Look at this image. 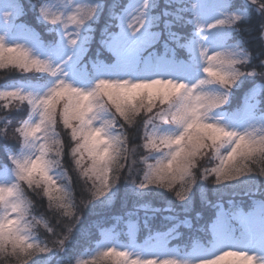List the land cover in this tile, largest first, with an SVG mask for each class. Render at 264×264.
I'll return each instance as SVG.
<instances>
[{
    "label": "snow or ice",
    "instance_id": "snow-or-ice-1",
    "mask_svg": "<svg viewBox=\"0 0 264 264\" xmlns=\"http://www.w3.org/2000/svg\"><path fill=\"white\" fill-rule=\"evenodd\" d=\"M21 8L22 23L7 24L5 31L28 33L29 46H10L0 35V69L42 79L0 90L5 108L15 102L30 110L28 119L13 129L21 141L19 150L13 153L8 144L0 145L13 166L0 164V264H34L38 257L67 252L82 219L81 206L106 197L111 202L124 173L132 196L144 198L161 189L179 202L186 218L150 234L144 245L137 242L139 226L134 222L121 231L100 229L90 253L95 258L74 261L69 256L65 264H257L247 252L224 250L226 240L236 239L233 222L247 231L253 213L245 211L243 200H214L207 186L219 191L230 182L243 185L242 177H256L248 195L259 196L252 203L264 212V59L259 68H249L252 47L260 50L258 56L264 54V0H220L213 22L202 6L184 0H88L75 7L40 0ZM104 9L108 15L99 28L93 74L82 58L96 42ZM29 10L43 32L24 19ZM12 15H19L14 6L0 17L6 21ZM256 79L262 82L258 98L252 88L248 95L256 102L241 122L229 114L230 97ZM5 121L0 139L7 141L11 121ZM60 122L71 142L68 154L90 185L81 206L75 204L71 187L58 183L63 177L55 169L65 152L56 131ZM138 124L139 146L157 154L155 163L144 161L146 169L136 167V149L128 146V129ZM25 185L41 190L37 195L42 193L48 207L65 218V231L53 246L33 236L41 222L29 219L32 202ZM197 201L211 212L210 223L199 229L210 236L207 247L196 240L180 258H148L156 256L153 248L162 254L176 252L170 242L179 239L181 226L195 227L191 213ZM143 208L149 210L148 205ZM204 218L203 210L194 217ZM44 227L54 231L47 223ZM144 227H149L147 220Z\"/></svg>",
    "mask_w": 264,
    "mask_h": 264
},
{
    "label": "trees",
    "instance_id": "trees-1",
    "mask_svg": "<svg viewBox=\"0 0 264 264\" xmlns=\"http://www.w3.org/2000/svg\"><path fill=\"white\" fill-rule=\"evenodd\" d=\"M19 3V6L21 8V5L24 4L26 9L29 4H37L39 0H17ZM186 4H188V0H184ZM108 3H111V0H108ZM25 11V8H21V14H20V22L21 15H23ZM116 11H118L116 9ZM108 10L104 9V16L100 19V23L96 25L97 28V35H96V42L91 45L90 52L95 49L98 50L99 48V28L103 25L104 19L107 17ZM191 17V14H187L186 19ZM24 19L28 21V23L34 28L39 29L40 32H43V28L37 24L36 19L34 18V13L32 11H28L27 16H24ZM19 21L17 23H20ZM114 22V21H113ZM54 26H49V28H53ZM243 27V26H241ZM50 37H45V39H49ZM251 47V46H250ZM253 53V61L252 64H250V67H253L254 64L259 68L260 64L259 61L261 59H264V54L257 55V53L260 51L258 48L252 47L251 48ZM105 58V57H103ZM87 59V55L84 56L82 59L85 61ZM37 78L42 79L39 74L34 73H20L18 71H12L9 69H0V87L6 86L9 83L12 82H25V81H31L34 82L37 80ZM259 94V93H258ZM258 94L257 97L258 98ZM237 94L234 92L233 97H235ZM7 103L6 101H0V130H3V128L6 126L4 123L5 118L7 117L10 119L11 124L8 126V137L9 139L7 141H4L3 139H0V145L8 144L11 148V150H16L20 147L21 141L18 137L15 136L13 129L18 126L29 114V110L26 111L27 106L24 104L17 105L15 102L12 103V106L10 108H5L4 104ZM155 111V110H154ZM140 125L138 124L135 129L129 128L128 132L130 135V143L129 148H135V156L134 159L137 160L138 164L136 165L137 168H141L140 165H144V161L147 160L144 153L147 150H143L139 145L142 143V135H140L139 132ZM56 131L59 134V137L64 145V155L60 158L61 163L59 167L61 170H64L71 181L72 191H73V198L74 202L77 206H81V202L84 199H87L88 195V187L89 184H86L84 182L83 177L79 174V170L76 169L74 163L72 162L71 156L68 154L69 146L71 144L68 135L66 134V131L62 127V122H60L57 125ZM140 135V136H139ZM139 137V139H138ZM149 154V151L147 155ZM7 156L5 155V152L2 147H0V164H5L7 161ZM216 161L213 160V164H215ZM145 166V165H144ZM145 168V167H144ZM126 173L122 174L120 183L117 185V190L115 192V197L112 200V202H106L104 200L102 201H95L91 205H89L88 208H83L81 206V212H82V219L80 220L79 225L77 226L76 232L73 234V239L71 243L69 244V249L65 253H59L55 252L52 254L50 259L44 262L41 260H37L34 262V264H65L66 259H68L69 256L73 258L75 261V255L76 252L79 253V250H83L85 246H88V244H85L83 247L78 248V242L74 238L76 237L78 230L81 228V226L84 224L85 220L88 219L91 221L93 217H100V219L109 218L112 216V211L115 210V208H123L125 210L131 209H139L142 208L144 205L149 206V210L143 212L145 215L138 219L139 222H141L144 219L152 220V224L149 225L147 230L151 231H159L163 228V221L161 218H166L168 216H174L176 219L174 220L176 223H180L182 220L178 215L175 213H167L164 208L170 207L177 209L181 211V206L179 202L174 201V197L170 193H163V191L153 190L154 194H149L145 196L144 198H136L132 196L131 194V185L129 186V182L124 179V176ZM139 176L137 179L139 180ZM256 177H242L241 181L244 182L243 185L238 184L237 182H230L227 186H220L219 191H217V186L215 185H208V190L210 195H212V198L219 199L222 198L223 202H227L228 200H235L237 202L245 201V209L248 206H251L253 204V201L259 200V196H249L248 191L253 190L252 184L255 183ZM264 179V178H261ZM235 185V186H233ZM258 187V185H257ZM41 190L37 189L36 191L29 190L26 191L27 196L30 197L32 203H33V209L32 212L35 213L36 217H41L45 223H47L54 231L49 232L44 226L40 227V230L38 231V235L41 239L44 240L45 243H47L49 246H53L56 240H58L62 236V232H64L63 228V222H65V218L62 217L59 214V210L49 208L47 204V198L41 195H37L38 192ZM161 192L163 194H155ZM120 204V205H119ZM161 208V209H160ZM153 209H159L160 211H153ZM142 210V209H140ZM204 211V213L208 214L211 212L207 209H202L201 204L199 201L196 203V207L191 213V216L193 217V223L195 225L194 228H192V235L191 237L197 238L202 241V243L205 240H207V234L205 231H201L199 229H202L204 226H206L207 222L201 226H198L199 220H195V214L199 211ZM148 212H150L148 214ZM113 218V217H112ZM86 220V221H88ZM108 219H105L104 222L106 223ZM165 227V226H164ZM166 228V227H165ZM86 235H89V232H86ZM180 238L182 240V235H180ZM91 243V242H90ZM89 243V244H90ZM182 244V242L180 243ZM78 256V255H77ZM106 264V263H104Z\"/></svg>",
    "mask_w": 264,
    "mask_h": 264
},
{
    "label": "rangeland",
    "instance_id": "rangeland-1",
    "mask_svg": "<svg viewBox=\"0 0 264 264\" xmlns=\"http://www.w3.org/2000/svg\"><path fill=\"white\" fill-rule=\"evenodd\" d=\"M39 2H40V0L37 2V4ZM51 2L53 4H68V5H72L73 7H75L78 3L88 2V0H51ZM191 3H196L200 6H202V11L206 14L207 18H209V22H213L214 19L216 18V16L218 15V13L216 12L215 6L220 3V0H188V4H191ZM13 6L15 7V9L19 10V15H12L6 21L3 20L2 17H0V35L5 37V39L10 43V46H14L15 44H19L21 46H29V41H30L31 37L29 36L28 33L17 32V33L10 35V31H11L10 29H9V31H5V26L7 24H13V23L19 24L17 22L18 21L20 22L21 8H20L17 0H0V14H2L6 9L12 8ZM117 10H118L117 12H119V9H117ZM20 23H22V22H20ZM113 23H118V21H114ZM73 27L74 26L70 24L69 25V31H71ZM209 31H210V29H209ZM49 39H51V37ZM56 39H59L58 33H57ZM220 50L226 51V49H223V48ZM70 51L71 50H69V53H70ZM96 52H97V50H95L93 52V55L91 57H88L89 56V52H88L86 54L87 59L85 61H83V62L87 63L89 73H93V70L91 67V60H93L95 58ZM105 59H108V57H105ZM254 66H256V65L254 64ZM249 68H251V67L249 66ZM40 80H41L40 78H37V80L34 81V83L39 82ZM16 83H23V82L19 81V82L9 83L6 86L0 87V90H3L5 87H7L11 84H16ZM261 85H262V82L259 79H256L254 84L252 82H249V83L244 84L240 88L234 89L233 94L235 92L237 95L235 97H233V95L230 97V112H229V114H235V116L241 122H245L247 120V113H248L249 106L252 103L256 102L255 98H253V96L248 95V93L252 88H256L257 94H258L259 88L261 87ZM257 94H256V97H257ZM158 110L159 109H156L155 111H158ZM28 116H29V114H28ZM28 116L24 120H27ZM157 124L160 127H167V125H159L158 121H157ZM240 127L242 128L243 124ZM18 150H19V148L16 150H13V153L17 152ZM147 153H148V151H146L144 153V155L147 158V163H155V157L157 154L154 152H149V154L147 155ZM5 165H8L9 168L13 167L10 160H7ZM144 165H140V167L141 168L145 167V169H146V164L144 163ZM0 170H2V169H0ZM55 171L63 177L58 182L59 185L64 186L65 184H67L72 189L71 181H70V178L68 177V174L64 170H61V168L59 166L55 169ZM10 178L14 179V174H12ZM130 185L131 184L129 183V186ZM24 187H25V191L32 190V189H28L26 185ZM116 190H117V188L114 190L113 194H115ZM160 190L161 189H159V191ZM161 191H163V190H161ZM72 196H73V191H72ZM28 198L30 199L29 196H28ZM102 200L108 202L109 198L106 197ZM102 200H99V201H102ZM33 206L34 205L32 203V207H31L30 212H29V219L30 220H37V221L41 222L40 224L34 226L33 236L39 242L45 243L44 240L41 239L38 235V231L40 230V227L44 226L45 222L41 217L35 216V213L32 212ZM131 208H129L128 210H125V209L120 208V207L115 208V210L112 211V216L109 218H104V219L98 220V218H100V217L97 216V217H93V219L91 221L86 219L88 221L85 220L84 224L78 230V233L74 239L77 240V242H78V246H79L78 248L83 247L85 244H88V246H85V248L83 250L80 249L79 253L76 252L75 255H73L74 257L76 256L75 259H78V258L93 259V258H95L90 253L92 251H94L96 243L99 242L98 233H99L100 229H109V228L115 227L117 231H121V230H123V228L127 222H129V221L134 222V223L138 224V226H139L138 241L137 242L140 245H144L145 242L148 241V236L150 234L155 236V234L157 232L167 231L168 228L172 227L173 224L176 223L175 221H170V220H167L166 218H161L163 221V228L164 229H161L159 231L147 230V228L144 227V223L147 219H144L141 222L138 221V219L142 218L145 215V213L143 212L144 208L142 207V208H139L137 210H135V209L133 210ZM168 208H170V207L164 208V210L167 213L173 212L176 215H178V217H180L181 220H184L186 218L185 213L182 210L179 211L177 209L171 208L172 211H167ZM140 209H142V210H140ZM245 211L246 212L251 211L253 213V215L250 217V220H249L248 230L245 231L244 229H241L236 222H233L234 226L236 227V233H235L236 239L234 241L233 240H226L224 243V250H227L230 248L233 251L247 252L249 255H253L257 258V264H264V212H262L259 208L255 207L253 204H251V206H248L245 209ZM149 213L150 212H148V214ZM210 218H211V214L206 213L204 220H199L198 226H201V225L205 224L206 222H207V224H209ZM105 219H108V221L106 223L104 222ZM147 223H148V225H151L152 220H147ZM86 232H89V235H86ZM179 233H180V235H182V240L179 237V239L170 242V247L175 248L176 252L171 253V254H162L159 252L158 248H153V252L156 253V256L155 257L149 256L148 258H158L161 255H164V258H172V257L180 258L186 252H189L191 250L194 241L199 240L197 238L191 237L192 229H188V228L181 226L179 228ZM206 234H207V240H206V243H205V240L203 243L207 247L210 236L207 232H206ZM199 241H201V240H199ZM181 242H182V244H180ZM149 243L154 245L156 242H155V240H152V241H149ZM220 250L221 249H216L215 251L218 252ZM51 256L52 255L41 256V257H38L37 260H41V261L44 260V262H45L48 259H50ZM104 263L110 264L109 261H105Z\"/></svg>",
    "mask_w": 264,
    "mask_h": 264
},
{
    "label": "bare ground",
    "instance_id": "bare-ground-1",
    "mask_svg": "<svg viewBox=\"0 0 264 264\" xmlns=\"http://www.w3.org/2000/svg\"><path fill=\"white\" fill-rule=\"evenodd\" d=\"M95 51V49L92 50V52L89 54L88 57H91L93 55V52Z\"/></svg>",
    "mask_w": 264,
    "mask_h": 264
}]
</instances>
